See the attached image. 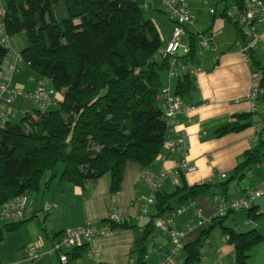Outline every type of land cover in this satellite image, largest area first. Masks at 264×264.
Masks as SVG:
<instances>
[{
    "label": "trees",
    "instance_id": "1",
    "mask_svg": "<svg viewBox=\"0 0 264 264\" xmlns=\"http://www.w3.org/2000/svg\"><path fill=\"white\" fill-rule=\"evenodd\" d=\"M59 4L65 5L68 18L58 19ZM246 6V0L228 3L224 16L229 17L234 7L244 10ZM5 8L6 34L10 38L26 37L27 45L20 52L22 61L36 73L32 76L51 82L45 88L54 89L56 96L54 105L47 109L37 106L39 109L33 113L25 112L20 122H13L16 113L7 110V121L0 124V213L15 219L0 228V241L6 232H17L28 223L23 219L28 199L38 198L42 189L56 180L61 186L85 190L109 175L110 192L116 194L121 190L128 163H138L144 171L150 169L170 137V124L165 118L168 88L163 85V76L171 70L187 69L177 74L172 93L184 106L182 99L197 87L191 68L200 67L202 55L197 34L187 26L189 53L159 57L163 51L161 33L152 19L145 18L139 0H6ZM229 19L240 32L238 22ZM171 20L175 29L176 23ZM10 53V47L0 41V74ZM253 116L237 114L232 123L215 130L214 136L220 138L253 127ZM261 164L262 137L257 147L246 152L232 177L193 186L183 178L173 193L158 189L145 215L149 218L146 234L155 229L157 219L171 216L198 198L214 195L217 190L227 196L232 183L241 184ZM149 199L142 204L141 213ZM24 200V205L19 206L18 202ZM241 212L251 222L261 218L253 206ZM228 216H215L199 239L185 244L183 264H211L203 259L204 237L217 225H222L223 234L234 247L235 263L252 264V252L264 237L257 229L239 232L223 226ZM104 225L108 233L137 227L118 215ZM90 228L94 227L80 229ZM76 230L79 229L56 234L49 250ZM92 239L82 237L63 248L65 264L84 260ZM147 252L145 235L137 240L136 264H146Z\"/></svg>",
    "mask_w": 264,
    "mask_h": 264
},
{
    "label": "crops",
    "instance_id": "2",
    "mask_svg": "<svg viewBox=\"0 0 264 264\" xmlns=\"http://www.w3.org/2000/svg\"><path fill=\"white\" fill-rule=\"evenodd\" d=\"M139 1L144 6V10L149 11L150 19L161 33L163 49L166 48L173 37L174 22L165 16L167 14L161 10L157 0ZM247 3L246 0V5ZM188 6L193 15V23L189 26L199 28V10L193 1L190 3L188 0ZM235 30L237 31L235 42H229L218 36L215 37L216 40L205 38L210 40L215 50L212 51L209 48L202 50L201 71L193 74L197 80V87L185 99H182L185 109L175 116L169 132L171 138L185 137L187 150H180L174 154L165 152L146 171L138 163H128L121 190L116 194L110 192L111 177L109 175L102 177L85 190L74 186H61L56 180L50 186L43 188L38 198L28 199L23 212V219L29 220L28 223L17 232H8L12 237L10 241L6 234L0 241V264H62L57 252H49L54 242L52 237L60 232L67 233L87 226L104 228L106 227L104 222L111 220L114 215L133 221L137 227L116 229L107 235L96 236L90 241L88 256L76 264H95V262L96 264H136L138 261L137 253H135L137 240L145 235L146 243L149 244L151 241V247H149L151 250L148 249L145 256L146 264H183L184 248L177 257L172 258L173 243L170 234L161 232L157 227L146 234L149 218L141 219V207L149 197L157 193L158 189L173 193L179 185H182L183 178L188 185L193 186L206 182L219 183L232 177L246 152L257 147L261 137L264 139V120L261 117L262 107L259 101L262 99L264 103V95L254 102L248 99L252 90V67L244 61L242 55L240 43H244V37L241 35L239 38L241 31L239 32L236 28ZM16 37L11 38L12 54L10 53L2 64L0 85H13L26 92L49 86L44 79L32 76L27 63L26 68L19 64L16 72L11 70L10 66L14 63L15 55H20L27 45V40L26 43L25 41L22 43L20 39L15 41ZM183 43L190 45V42ZM206 50L209 51L207 56H205ZM255 57L258 67L264 71V52L257 51ZM177 76H172L170 72L163 76V85L171 93L175 90ZM2 94L5 98H10L9 93H3L0 88V95ZM28 102L24 104L27 105ZM11 103L8 104V112L11 111ZM163 105L166 106L165 103ZM254 106L255 113L252 111ZM241 113H253L256 124L238 133L220 138L214 136L215 130L232 123L235 116ZM183 163L195 167L196 171L189 173L187 170L180 169ZM257 166H259L258 170L254 168L240 182L241 184L232 183L227 196L217 190L214 195L198 198L184 206L185 210L190 208V213H184L181 208L171 216L165 217L170 222L171 228L184 233V246L186 243L199 239L203 232L210 228L212 219L219 216L218 210L221 206L229 208L227 211L229 216L223 226L234 228L239 232L257 229L264 237V192L259 195L255 193L259 190L264 191V164ZM167 171L173 172L172 176L156 188L159 176ZM248 176V185L244 186L243 183ZM232 185L236 187L232 188ZM248 197L252 198V206L261 216L257 222L248 221L241 212L243 210L231 209L236 201ZM198 208L201 209V217L198 216ZM179 210H182L180 214H178ZM238 213L245 218L239 217L244 223L236 222L238 218L235 217L232 224L228 225V220ZM35 214H37L36 217ZM43 214H45L44 218ZM200 219L204 223L196 226ZM204 219L208 224H205ZM221 226L212 228L211 233L204 237V262L236 264L234 247L229 244ZM31 253L36 255L40 253L42 257L32 259ZM251 263L264 264V240L253 250Z\"/></svg>",
    "mask_w": 264,
    "mask_h": 264
},
{
    "label": "built area",
    "instance_id": "3",
    "mask_svg": "<svg viewBox=\"0 0 264 264\" xmlns=\"http://www.w3.org/2000/svg\"><path fill=\"white\" fill-rule=\"evenodd\" d=\"M154 1V0H148ZM160 3V7L165 10L167 13L171 15L173 20L176 23V27L173 32V37L165 50H163V56H174L178 53L187 54L190 51L189 45L183 43V38L186 37V27L193 23V15L190 13L188 0H157ZM214 12V11H212ZM6 14V8L0 0V41L9 47L11 44V38L6 34V30L3 25V17ZM229 16L238 17V23L240 20L248 23V32L241 31L244 37V43H240L241 51L244 58V61L248 63L252 67V90L248 99L252 102L260 98V96L264 95V71L260 69L259 64L255 61L257 60L255 54L257 51L264 52V0H249L247 6L244 10L239 9L238 7H234L230 10ZM11 46V45H10ZM205 48L215 50L214 46L211 44L210 40L205 39L201 44V49L199 51L202 54V50ZM12 54V53H11ZM254 59V60H253ZM22 58L19 54L15 55L14 63L11 64V70L16 72L19 69V64L21 63ZM201 71V67L194 66L191 68V72L193 74H197ZM11 84V83H10ZM12 85H0L3 93H9V99L5 98L4 95H0V124L5 123L7 121L6 112L8 110V104L13 102L15 99L19 97H25L26 99L34 102L37 106L43 109H47L50 106L54 105V98L56 96L54 89H49L45 87H41L36 89L31 93L25 92L21 88H13ZM166 98H167V106L170 107L168 111H166V115L168 118L172 119L177 114L181 113L184 110V106L182 102L175 99V96L168 90ZM254 113V110H252ZM165 144V152L175 153L180 150H187V140L185 137H177L171 138L166 141ZM180 169L187 170V172L191 173L196 171L195 167H190L187 163H183L180 166ZM173 172L167 171L163 172L156 184V188H159L163 181L172 176ZM225 178V176H222ZM264 192L263 190H259L255 193L257 195ZM155 194H153L148 200L147 204L144 206L141 219L144 220L145 215L149 211V206L154 202ZM21 202V201H20ZM18 202L19 206H23L24 202ZM252 198L248 197L244 200L236 201L232 206V210H245L252 206ZM185 210V207L183 208ZM228 211V208L224 206L219 207L218 215H225ZM182 210L178 211L180 214ZM198 216L201 217V209L197 210ZM203 220H199L195 225L201 226L203 224ZM156 227L163 233L170 234L172 238L173 248H172V258H175L179 255V253L184 248L183 237L184 233L178 229L171 228L170 222L165 218H159L156 221ZM108 231L104 228H90V229H79L73 232H70L61 243H55L52 251L56 250H64L63 248L69 247L76 242H78L82 237L86 240H90L93 237L98 235H107ZM32 259H37L33 254L30 255ZM62 261L65 264L67 262V258L65 256L62 257ZM164 264V263H162Z\"/></svg>",
    "mask_w": 264,
    "mask_h": 264
},
{
    "label": "rangeland",
    "instance_id": "4",
    "mask_svg": "<svg viewBox=\"0 0 264 264\" xmlns=\"http://www.w3.org/2000/svg\"><path fill=\"white\" fill-rule=\"evenodd\" d=\"M192 1L196 5V8L199 10L198 11L199 12V18L198 19H199V23H200L199 25L200 26H199V28H194V27L189 26V30H190L191 33H196L197 34L196 43H197V47L199 49H201V44L203 43L204 39L207 38V37L209 39L216 40L215 37L218 36L219 38H225L229 42H235L236 41L237 31L235 30L233 24L231 23V21L229 19V17H231V16H229V17H225L224 16L225 10L227 9L228 3H226L224 0H189L190 3ZM235 1L236 0H230L229 4L233 5L235 3ZM247 1H249V0H247ZM2 2L4 4V6H5L6 5V0H2ZM144 11L146 12V13H144L145 18L146 19L151 18V16L149 15V11H146V10H144ZM212 11H214V12H212ZM56 14H57L58 19H60V20L68 18V13H67V10H66V7H65L64 4H59V5L56 6ZM165 16L168 17L169 19H172L171 15L169 13L167 15H165ZM231 18H232L233 22H238V17L235 16V17H231ZM213 20H214V22H213ZM238 26H239L241 31L248 32V30H249L248 23L244 22L243 20L242 21L240 20V22L238 23ZM221 29H222V32H221ZM239 35H240L239 36V38H240L241 35H242L241 32L239 33ZM189 38H190V34L188 33V35H186V37L183 38V42H186V43L189 42ZM19 39L21 40L22 43H24V41L26 43L27 39H26V37L24 35H20V36L16 37V39H14V40L18 41ZM9 47L13 48L10 45H9ZM165 49L166 48H164L163 50H165ZM163 52L164 51L160 52V56L159 57H161V56L163 57V54H164ZM178 54H182V53L180 52ZM208 54H209V51L206 50L205 51V56H207ZM20 64H21L22 67L25 66V68H26V63L24 61H21ZM183 68H185V67H183ZM180 71L181 70H178V69L171 70L170 74L174 75V76H177V74ZM183 71L187 72V70H183ZM30 73L31 74L34 73L33 75H36V73L32 72V70H30ZM25 76H28V75H25ZM45 81H47L48 85L51 86V82L49 80H45ZM259 101H261V107H262L261 117H263L262 119L264 120V109H263L264 103H263L262 99H260ZM24 102H28V100L25 97L21 96L15 102L10 104L11 110L16 113V117L14 119H12L13 122H20L24 118L25 112L29 111V112L33 113L35 111V109H39L34 102L33 103L35 105L32 102L29 101L28 104H27L28 106L26 104H24ZM169 107H170V104H169V106L165 107L166 111H168ZM165 118L169 122L170 127H171L172 122H173L175 117L170 119L166 115ZM5 123H6V121H5ZM170 137H172V136H170ZM165 144H167V143H165ZM164 153H165V145H164L163 154ZM258 168H259V166H256L255 170H258ZM249 176L245 179V181L243 183L244 186L248 185ZM234 186L235 185H232V188H234ZM184 213H190V208H187L186 210H184ZM225 215H227V212H226ZM225 215H222V216H225ZM44 217H45V214H43V218ZM235 217L238 218V220H236V222H239V223H242V224L244 223V221L239 219V217L240 218L243 217L242 214L238 213L237 215L234 214V216L230 220H228L227 224L231 225ZM0 218H2L1 221H0V228H4L6 224L15 221L14 218H5V217H3L1 213H0ZM205 224H208V222H206V220H205ZM6 235L8 236V240L10 241L12 237L9 235L8 232H6ZM146 245H147V247L149 249V247H151V241L149 242V244L146 243ZM52 250H53V247L49 250V252H51ZM149 250H151V249H149ZM56 251H57V254H59L60 261L63 262L62 261V253H63V251L62 250H56ZM31 254L36 256L37 259L42 257V254H40V253L37 254V255L35 253H31Z\"/></svg>",
    "mask_w": 264,
    "mask_h": 264
},
{
    "label": "water",
    "instance_id": "5",
    "mask_svg": "<svg viewBox=\"0 0 264 264\" xmlns=\"http://www.w3.org/2000/svg\"><path fill=\"white\" fill-rule=\"evenodd\" d=\"M71 150V149H70Z\"/></svg>",
    "mask_w": 264,
    "mask_h": 264
}]
</instances>
